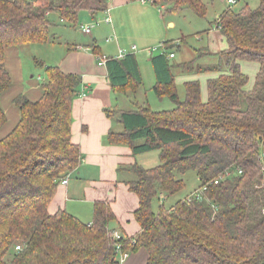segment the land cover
<instances>
[{"label":"trees","instance_id":"16d2710c","mask_svg":"<svg viewBox=\"0 0 264 264\" xmlns=\"http://www.w3.org/2000/svg\"><path fill=\"white\" fill-rule=\"evenodd\" d=\"M239 1L215 20L226 43L214 55L215 64H198L202 56H211L203 49L177 66L215 74L206 80L205 99L198 81L185 82L184 98H179L174 65L164 52L151 61L162 62L167 79L161 80L155 70L152 90L171 106L137 105L122 112L123 132L106 136L109 145H128L134 156L158 153L154 167L126 168L133 176L126 185L138 198L134 218L140 231L134 238L121 233L120 239L112 238L114 215L106 202L93 204L90 223L64 210L48 212L59 184L83 160L71 140V103L82 95V79L33 59L35 67L44 69L41 95L34 101L22 94L13 98L18 120L0 137V264H121L117 246L127 255L144 250L145 264H264V0L254 9L247 4L233 9ZM108 3L0 0V99L11 86L7 50L56 41L53 30L61 24L75 26L81 12L104 22ZM151 5L165 6L163 11L190 10L199 18L206 12L201 0H152ZM172 43L163 46L170 49ZM90 50L100 55L94 46ZM245 62L257 65L250 86ZM105 66L112 88L141 85L135 56L109 57ZM6 123L0 104V129ZM187 171L195 173L197 188L207 187L204 199L165 206L184 189L178 176ZM226 171L230 177L210 184Z\"/></svg>","mask_w":264,"mask_h":264},{"label":"crops","instance_id":"0c3cea01","mask_svg":"<svg viewBox=\"0 0 264 264\" xmlns=\"http://www.w3.org/2000/svg\"><path fill=\"white\" fill-rule=\"evenodd\" d=\"M218 1L224 4L223 11L228 8L229 4L226 0H217L216 2ZM201 2H204V0H201ZM148 4L151 5L147 0H109L107 10L110 22L105 23L100 20V23L92 29L98 28L100 24L107 26L108 34L104 37L105 41L109 40L106 45H110L103 48V46L97 44L94 37H91V43L86 45H69L66 43L64 47L59 46L57 48L59 49L56 52L57 56L47 63L48 66L57 67L64 74L80 76L82 79L80 90L83 94V96L73 99L71 103V140L79 146L83 160L76 172L69 176L67 184H59L48 206V212L55 214L60 210H64L82 222L90 223L93 204L95 202H106L114 215V221L110 223L109 229L119 232L127 238H134L139 233L140 228L134 218V212L138 208V198L128 190L126 185V182L132 180L133 176L126 171V168L133 164L146 168L145 165L141 164V160L148 159L145 157H148L151 152L134 156L128 145H109L106 136L111 131L122 133L124 130L120 118L122 112L134 110L137 105L146 104L151 108L160 104L171 106L167 98H162L161 101L157 100L156 97V100L150 98L149 90L153 93L152 89L157 84L155 70H160L159 77L161 80L167 79L166 72L162 70V62H154L153 65L152 58L166 52L169 64L174 65L171 68V74L174 77V83H176L175 87L179 84L184 90L183 84L185 82L198 81L201 97L203 98L201 80H204L206 91V80L215 77V74L186 72L177 66L191 62L196 58V52L203 49L207 50V54L209 53L211 56H202L198 60V64L201 61L206 63L204 60L212 58L214 61L209 65H213L217 59L214 55L224 48V45L222 49L219 47L223 38L214 25L213 28L207 27L196 31L189 37L199 40L200 46L198 48L189 45V39L182 37L180 41L171 42L172 48H163L162 53L158 55L155 52H149L152 44L150 42H153L152 38L158 33V29L155 31L143 29V24L150 23L152 21L150 19L151 14H155V10L152 9L156 7L152 5L148 7ZM164 7L162 9L158 8L160 16L157 20L166 21L167 27H174L175 19H185L189 14L188 10H181L180 12L163 11V9H166ZM213 13H215V18H218L221 14L219 8L214 9ZM80 17L82 22L79 21L76 25L81 26L93 22L86 13H81L79 19ZM133 19L139 22L141 32L134 37L136 43L132 42L134 45L129 46L125 44L126 40L123 35L116 37L115 30H121L124 27L129 28L130 21H133ZM164 40L166 39L159 41ZM55 42L57 41L47 44L50 52L56 49L53 48ZM91 46L97 48L96 51L100 55H94L90 50ZM132 46L136 47L134 52H130ZM120 50L127 51V56H135L141 76V85L129 82L125 88H112L107 77L105 64L103 66L97 65V59L100 56L114 58ZM176 52L179 54L177 55ZM167 53H174V57L168 58ZM21 54V47L9 49L5 52V66L11 78V86L8 92L1 97L0 104L6 117L12 110L18 118V111L12 103L13 98L17 95H25L33 101L41 95L40 83L42 81L35 80V74H32V71L35 72L34 69L29 68L26 71L23 69L20 59ZM43 62L45 63V61ZM32 64L35 66L33 60ZM200 65L208 66L207 64ZM145 79L150 84L149 86H145ZM12 90L17 93L9 96L8 94ZM106 111L110 112L109 115ZM143 251L129 254L122 264H145L147 256L146 252Z\"/></svg>","mask_w":264,"mask_h":264},{"label":"rangeland","instance_id":"374dc122","mask_svg":"<svg viewBox=\"0 0 264 264\" xmlns=\"http://www.w3.org/2000/svg\"><path fill=\"white\" fill-rule=\"evenodd\" d=\"M216 1L215 0H204V2H202L207 8L205 15H204V18H198V17H196V15H194L192 13V11L188 10L189 14H187L185 19L184 18H180V19L177 18L174 20V23H175L174 27H167L166 21L157 20L158 16H160V13H159L160 11L158 10V7L152 9V10H155V14H151V16H150V19L152 21H150V23H148V24L147 23L143 24L144 30L147 29L149 31H152V30L155 31L158 29V33L152 38L153 42H150L152 44L150 45L151 47L149 50H154L153 52H155V54L158 55V54L162 53V51H163V48H161L162 44H164L166 42H170V43L176 42L177 40L180 41L182 39V37L189 39L188 40L189 45H192L194 48H198L200 46L199 40H195V39H192L189 37H191L192 34L196 31L203 30L204 28L206 29L207 27L213 28V26L215 25V20L217 19V18H215V13H213L214 9L217 10L219 8V12L221 13V11H223V9L225 8L224 4H222L219 1L218 2H216ZM235 1H237V0H235ZM244 4H247L250 8L254 9L258 6V0H244V1L241 0L238 3H236L235 6H232V8L233 9H239ZM147 6L151 7V5H149V4ZM227 7H230V5H228ZM100 20H102V19L98 18L96 21H100ZM79 21L82 22L81 17H80ZM131 21H130L129 28L124 27V29L115 30L116 37H118V35H123L125 37V40H126L125 44L129 45V46L134 45V44H132V42L136 43L134 40V37L136 36V34L141 32L139 22H137V20H135V19H133L132 22ZM79 27H80V25H76V26L62 25V24L58 25L57 28L53 30L57 42H55V45L53 47L56 49H54V51H52V52L49 51L50 49L48 48L47 45H42V46L33 45V46L21 47L22 54H21L20 59H21L23 69L25 71L28 70L29 68L34 69L35 72L32 71V74H35L34 75L35 80H37L38 82L44 81V79H45L44 69L43 68L39 69V68L33 66V64H32L33 59L40 61L42 64L48 66L49 64H47V63L51 59L54 60L55 57L57 56L56 52L59 50V49H57V48H59V46L64 47V44H66V43L69 45H75V44L86 45V44L91 43V39H92L91 37H94L97 44L100 46H103V48H104V46L106 47V46L110 45V44L106 45L107 42H105V37H104L106 34H108L107 26L100 24L98 28L91 30L90 35L82 33L80 31ZM127 29H128V31H127ZM161 39H166V40L159 41ZM223 45H224L223 49H226V43L224 40L222 41V43L220 44L219 47L222 49ZM125 47H127V46H125ZM124 49H126V48H124ZM176 54L178 55L179 53L176 52ZM43 61H45L46 64ZM204 61H206V63H202L203 61H201V63H199V64L209 65V64H212L211 62H213L214 59L210 58L209 60H204ZM216 61H217V59H216ZM207 62H210V63H207ZM213 64H215V63H213ZM256 66H257L256 64L250 63V62H245L242 65L244 73L246 75H248L249 79H250L248 86H250L252 81H253V76H254V73L256 72ZM36 74L39 76H37ZM201 81H202L201 87H202V91L204 94L202 99H205L206 91H205L204 80H201ZM175 82H177V81L175 80ZM149 85L150 84H148L146 79H145V86H149ZM175 85H176V83H175ZM176 88H177V92H178L180 99H183L184 98L183 88L181 86H179V84L176 86ZM8 90L1 97H3L8 92ZM16 93L17 92L15 90H12V91H10V93L8 95L12 96V95H15ZM149 93H150V98L152 100H156L155 95L151 92V90H149ZM153 107H154L153 109H162V108H168L169 106L160 104V105L153 106ZM17 120H18L17 114L11 110L8 114L6 125L4 126L3 129H0V137L2 135H5L6 133H8L12 129V127H14ZM145 158H148V159H142L141 164L145 165L144 167H146V168H150V167L156 166L158 164L157 152H151V154H149L148 157H145ZM178 177L183 179V181L185 183V187L182 191H180L179 193H177L173 196H170L165 201L164 205L167 207L173 205L178 200L185 199V197L189 193H191L194 189H196L199 185L198 181L196 179V175L193 171H187L186 173H184V175H181V176L179 175ZM152 205H153L152 206L153 210L155 211L159 206V201L156 199ZM116 233H119V232H116ZM143 252H145V251H143ZM122 261L120 260L121 264L123 263Z\"/></svg>","mask_w":264,"mask_h":264},{"label":"built area","instance_id":"2783aa9c","mask_svg":"<svg viewBox=\"0 0 264 264\" xmlns=\"http://www.w3.org/2000/svg\"><path fill=\"white\" fill-rule=\"evenodd\" d=\"M148 3H152V0H147ZM226 2L229 4V5H233L235 3L234 0H226ZM106 14H107V17L104 19V22L105 23H109L110 22V18L108 16V10L106 11ZM98 23H100V21H93L92 23L90 24H86V25H81L79 28H80V31L84 34H90L91 32V29L98 25ZM105 42H109V40H106ZM162 48H164L163 44L161 45ZM136 50V47L135 46H132L131 49H130V52H134ZM154 50H150L149 52H153ZM127 51L125 50H120L119 51V54L114 57L116 59H123L125 56H127ZM174 57V54L173 53H168V58H173ZM98 66H103L105 64V62L108 60V57H105V56H100L98 59ZM83 96V94L81 95ZM240 174V173H238ZM230 177V174L228 171H226L223 175H220L219 177H217L216 179H214L212 182H210V184H214V185H217L221 180L225 179V178H228ZM67 183V179H64L62 180L61 184L65 185ZM209 184V185H210ZM206 186H203L201 188H197L195 190H193L191 193H189L185 199L186 201L188 202H191V201H196V202H200L204 199V193L206 191ZM112 238L114 239H120L121 238V235L119 233H116L114 232L112 234ZM16 249H19L18 247ZM117 252L119 253V259L124 262V260L127 258V254L126 253H122L119 251V246H117ZM119 260V262H120Z\"/></svg>","mask_w":264,"mask_h":264}]
</instances>
